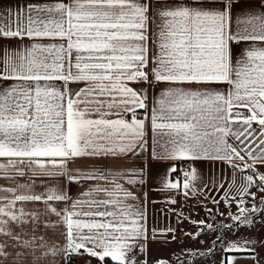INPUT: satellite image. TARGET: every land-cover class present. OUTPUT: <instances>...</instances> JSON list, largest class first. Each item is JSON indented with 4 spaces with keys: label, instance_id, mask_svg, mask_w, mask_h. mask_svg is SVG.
I'll return each mask as SVG.
<instances>
[{
    "label": "snow or ice",
    "instance_id": "obj_1",
    "mask_svg": "<svg viewBox=\"0 0 264 264\" xmlns=\"http://www.w3.org/2000/svg\"><path fill=\"white\" fill-rule=\"evenodd\" d=\"M44 12L57 16L45 19L40 15ZM150 24L155 25L154 42H158L160 49L159 56L154 58L152 78L173 87L162 93L159 106L151 109L150 117L136 119V108L148 112L147 95L133 90L127 82H152L148 72L142 70L149 62ZM24 37H59L64 43L47 47L33 44L30 49L14 54L5 50L0 79L35 85L0 91V158H16L9 159L7 165L0 163V170L7 173L11 168L24 175L27 168L33 175L65 177L69 183L97 180L114 187L112 191L95 188L94 191H102L109 198L76 200L71 210L58 211L48 204L71 199L55 190L46 196L14 195L7 204L0 203V235L11 237L21 248L44 249L47 242L37 244V240L44 238L35 235L21 242L20 235L7 227L9 221L18 226L28 224L26 216H31L33 233L41 227L35 213H25L23 209L17 213L16 202L43 201L48 211L61 217L67 226L68 240L64 248L53 246L44 256L55 257L60 252L79 254L84 249L101 261L110 257L115 264H140L131 254L137 247L144 251L143 245L138 244L145 236L143 213L125 203L134 199L131 193L115 178L109 180V176L123 173L113 174L101 166L87 172L77 170L72 175L69 161L137 154V148L143 150L147 144L146 121L150 120L154 137L166 138L162 152L154 149V158L222 159L231 164L233 159H244L240 155L243 151L253 161L247 168L264 164V47L254 45L235 63L231 49L233 42L264 43V0H70L69 3L59 0L52 5L30 4L17 13L15 29L0 26V38ZM53 80H64L66 84L82 81L88 87L76 92L73 98V94L40 83ZM215 83H226L230 90L223 93L210 88L180 87ZM240 109H246L248 114ZM129 112L131 121L123 115ZM113 115L117 118L110 119ZM253 124L258 128H253ZM229 136L245 146L234 147L228 142ZM191 175L195 178L194 172ZM257 175L261 184L256 186L264 191V174ZM244 179L242 195H248L255 181L253 175ZM167 186L175 189L179 185ZM183 187L188 189L189 183ZM4 191L14 194L12 189ZM3 199L6 198L0 201ZM244 202L241 199L238 203ZM82 204L89 210L77 211ZM245 211L240 208L242 214ZM253 211H264V207H254ZM42 226L55 227L48 222ZM6 247L0 244V257L4 261L9 255ZM227 250L241 249L230 243ZM24 255L25 252L16 253L17 259Z\"/></svg>",
    "mask_w": 264,
    "mask_h": 264
},
{
    "label": "crops",
    "instance_id": "obj_2",
    "mask_svg": "<svg viewBox=\"0 0 264 264\" xmlns=\"http://www.w3.org/2000/svg\"><path fill=\"white\" fill-rule=\"evenodd\" d=\"M57 2L59 0H0V26H11L15 29L17 13L21 8H27L30 4L43 6ZM63 2L69 3L70 0H63ZM40 15L45 19L56 18L57 16L55 13L50 14L47 12ZM155 31V25L150 24L149 39L147 41L149 61L147 68L152 82L150 84L143 81L127 82L133 90L147 95L148 112L136 108V113L141 112L144 114L143 117L136 119H144L146 115L150 117L151 109L159 106L158 101L161 99L162 93L173 87L168 82H157L152 78V69L155 67L154 58L160 54L158 42H154L153 33ZM61 43H64V41L59 37L0 38V69L3 68L2 58L5 50H8L10 54H14L18 51L30 49L33 44L47 47L51 44L59 46ZM254 45L264 47L262 42H233L231 44L233 62L235 63L238 58L244 56L245 51L251 49ZM44 55H47V53ZM75 55L76 53L73 51V64L75 63ZM73 71H75L74 68ZM40 83L73 94V98H75L74 94L76 92L88 87L82 81L66 84L64 80H53L41 81ZM24 84L34 86L35 82L0 79V91ZM180 87L190 90L210 88L223 93L230 90V86L226 83L183 84ZM240 111L246 115L248 114L246 109H240ZM123 115L131 121L130 116L132 114L130 112ZM109 118L116 119L117 117L113 115ZM252 127L258 128L256 124H253ZM145 139L147 144L144 149L137 148V154L135 155L129 153L118 158H77L69 161L72 175H76L77 170L87 172L101 166L113 174L123 173V175H115V177L109 176V180L115 178L124 190L131 193L134 199H128L125 203L131 205L135 211L143 213L141 223L145 227V236L138 241V244L143 245L144 251L141 252L137 247L131 255L135 256L140 264H245L246 260L250 264H264V251L260 253L243 248L247 231L264 229V213L256 219L246 217V214H250L247 212L246 202L253 198L252 194L255 197V195L261 193L256 186L261 184L257 173L264 174V164L256 163L254 168H247L246 166L252 165L253 161L243 151L240 155L244 159H233L231 164L222 159L182 158L173 160L154 158V149L156 152H162V145L166 138L154 137L150 120L146 121ZM227 139L231 145L238 149L245 146L231 136ZM156 141H159V143L157 144ZM252 147L259 151L255 145H252ZM9 159L16 158L2 157L0 163L7 165ZM180 161H190L192 164L190 175L186 178L177 173ZM18 167L24 166L18 165ZM172 169H175V171H172ZM250 169L255 171L258 182L254 180L255 184L249 188V194L242 195V186L245 184L244 178L250 175ZM131 172H135L137 175H130ZM193 172L195 178L191 175ZM129 180L135 182L128 183ZM169 183H177L179 186L173 189L167 186ZM184 183H189L188 189H184ZM97 187L108 188L109 191H112L114 185L97 180H81L80 183H69L65 177L33 175L27 168H25L24 175H20L15 169L11 168L8 169L7 173L0 170V198H6L0 201L3 204H7L9 200L14 198V195L46 196L52 190H55L58 193H66L71 199L67 202L49 201L48 204L58 211L65 208L71 210V204L76 200L100 201L109 198L102 191H94ZM4 189H12L14 194L11 191H4ZM89 192H91V195H84ZM115 195L122 197L123 193H116ZM241 199L245 201L243 204L238 203ZM241 207L246 209L243 214L240 212ZM20 209H23L25 213H35L39 217L41 223L39 230L33 233L31 216L25 217L29 220L26 225L18 226L9 221L7 227L13 234L20 235L21 242L31 239L33 235L42 236L43 241L37 240V244L46 241L47 248L23 249L11 237L0 235V244L7 246L5 251L9 254L6 261L0 257V262L2 264H66L68 254L64 252H60L55 257L43 255L45 251L53 246L62 249L68 243L67 226L63 223L61 217L49 212L48 205L43 201H17L14 210L18 213ZM76 210L88 211L89 209L87 205L82 204L78 205ZM92 210L102 209L94 208ZM233 217H238L239 220L234 221ZM4 219H7V217ZM73 219L91 218L74 217ZM240 221H251V223L241 224ZM44 222L54 224L55 227L44 228L42 226ZM214 242H216L215 245ZM230 243H235L241 250H227ZM81 250L84 251V249ZM18 252H25L26 255L17 259L16 253ZM38 257L39 259H37ZM75 264H115V262L110 257H106L104 261H101L85 252L80 255Z\"/></svg>",
    "mask_w": 264,
    "mask_h": 264
},
{
    "label": "rangeland",
    "instance_id": "obj_3",
    "mask_svg": "<svg viewBox=\"0 0 264 264\" xmlns=\"http://www.w3.org/2000/svg\"><path fill=\"white\" fill-rule=\"evenodd\" d=\"M264 191H261L258 195H255L254 198L247 199L248 201L246 202V209L247 212L250 214L247 215L246 217H250L252 219H256L260 216L263 215L264 211H253V208L255 207L256 209H261L264 207ZM264 229L263 230H250L245 233V241L243 244V248L245 250L253 251L255 250L256 252L262 253L264 251ZM245 264H250L248 263L247 260L245 261Z\"/></svg>",
    "mask_w": 264,
    "mask_h": 264
},
{
    "label": "built area",
    "instance_id": "obj_4",
    "mask_svg": "<svg viewBox=\"0 0 264 264\" xmlns=\"http://www.w3.org/2000/svg\"><path fill=\"white\" fill-rule=\"evenodd\" d=\"M143 71L148 72L149 74V69L148 68H144ZM143 113L141 112H137L136 113V118H141L143 117ZM132 118V116H130ZM192 170V164L190 161H180L178 164V170L177 173L181 176L186 178L187 176H185V173H190Z\"/></svg>",
    "mask_w": 264,
    "mask_h": 264
},
{
    "label": "trees",
    "instance_id": "obj_5",
    "mask_svg": "<svg viewBox=\"0 0 264 264\" xmlns=\"http://www.w3.org/2000/svg\"><path fill=\"white\" fill-rule=\"evenodd\" d=\"M249 172H250V175H253L254 180L256 182H258V179L256 177L255 171L250 169ZM84 253H85V251H83V250H80L79 254H77V253H69L68 256H67L66 264H75L78 261L80 255L84 254Z\"/></svg>",
    "mask_w": 264,
    "mask_h": 264
}]
</instances>
